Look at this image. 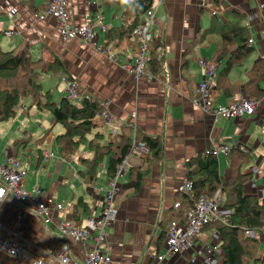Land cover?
<instances>
[{
  "label": "crops",
  "instance_id": "obj_1",
  "mask_svg": "<svg viewBox=\"0 0 264 264\" xmlns=\"http://www.w3.org/2000/svg\"><path fill=\"white\" fill-rule=\"evenodd\" d=\"M110 1L111 4L105 5L104 0H68L74 24L92 22L98 16L108 30L129 24L132 18L126 14L125 7ZM263 2L155 0L153 56L161 61V69L155 73L149 63L148 69L153 77L136 78L122 67L127 61L133 62L137 50L138 40L132 33L121 41L116 38L108 42L107 29L102 30L99 24H95L98 45L115 56L116 59L112 60L81 38L63 41L58 20L45 13V0H0V48L29 51L48 61L58 58L62 63L61 73L45 72L42 80H47L49 86L51 84L48 89L53 91L56 102L67 97L63 77L76 80L81 91L107 102L114 121L106 125L100 116L99 128L92 133L97 130L103 133L102 143L130 144L131 136L135 138L137 132L142 137H159L163 141L160 160L128 157L125 166L128 173L120 178L121 183L131 180V169L146 173L137 187L125 189L119 195L117 219L106 228L107 239L103 248L112 256L113 264H185L194 262L200 248L221 244L220 234L211 226L205 227L184 253H170L164 260H158V255L165 252L169 221L183 222V213L188 207L178 188L188 179L189 164L191 160L205 156L214 144L230 147L228 155L219 152L216 156L224 179L232 174V148L246 149L249 158L241 171L250 177L244 184L245 192L263 195L264 106L258 107L252 115L218 119L195 104L197 87L207 76L206 67L198 64V58L214 62L218 66L217 75L225 66L227 57L241 44V39L236 38L228 46L229 55L218 59L223 45V33L220 32L232 31L238 25L244 27L246 37L253 38L254 51L231 70L228 77L232 94L217 97L216 104L237 102L249 94L264 95V91L260 93L259 90L246 92L245 87L249 70L264 59V11L260 9ZM212 14L218 18H212ZM252 14L256 16L251 17ZM212 27H215L214 32L210 31ZM7 30L12 31V35H7ZM261 87L264 89V81ZM63 131L61 124L53 123L50 112L32 106L31 98L23 102L14 118L0 122V164L8 163V158L14 156L20 161L19 168L26 172V189L39 186L46 195L56 196L57 202L65 205L61 211L52 207L48 217L42 218L9 197L0 203L4 235L9 239L28 240L32 245L25 247V252L44 260L49 257L47 253L58 249L63 218H68V213L80 200L87 209L80 206V218L75 219L99 216L102 195L110 186V155L90 181L88 169L81 163L82 157L90 155L88 145H81L78 154L64 157L56 144L57 135ZM49 151L53 155L45 159L44 155ZM102 166L105 169H101ZM133 173L137 174V171ZM176 203L180 204L178 208ZM261 239L264 244V233H261ZM70 244L73 258L83 260L86 251L83 243L70 240ZM203 257L195 263L204 264ZM223 262L224 255L217 254L212 264ZM0 264L30 263L0 250Z\"/></svg>",
  "mask_w": 264,
  "mask_h": 264
},
{
  "label": "trees",
  "instance_id": "obj_2",
  "mask_svg": "<svg viewBox=\"0 0 264 264\" xmlns=\"http://www.w3.org/2000/svg\"><path fill=\"white\" fill-rule=\"evenodd\" d=\"M110 2V0H104L105 5L111 4ZM113 2L117 6L125 7L126 14L132 18V21L120 29H107L108 42L116 38L121 41L123 37L131 34L139 24L142 15L155 4V0H113ZM214 17L218 18V15L212 14V18ZM210 31L214 32L215 27H212ZM220 33H223V45L218 59L229 55L228 46L236 38L241 39V44L227 57L225 66L216 75L217 78L213 84L216 101L219 96H231L229 73L254 51L249 38L246 37L244 27L238 25L232 31ZM149 63L155 73L160 71L161 61L153 56V43ZM62 70L63 65L58 58L48 61L42 57L33 56L29 51H5L0 48V122L14 118L23 102L31 98L32 106L50 112L53 123L61 124L64 128V131L56 137V144L60 147L64 157L74 156L80 152L81 145H88L90 155L82 157L81 163L88 169L87 178L90 181L96 177L98 167L108 155H110L108 175L115 177L128 150L138 143H144L148 147L146 159L157 161L162 158L163 141L159 137H142L137 132L135 138L131 136L130 144L117 146L114 141L107 144L102 143L103 133L99 130L92 133L99 128L98 119L105 109L103 104L87 99L75 102L67 97L56 102L53 91L44 89L43 74L45 72L61 73ZM248 74L249 80L245 83L246 92L251 89L259 90L260 93L264 91L261 87V82L264 81L263 58L254 64ZM248 96L261 98L264 95L249 94ZM234 149H236L235 152H233ZM246 153L248 152L241 147L232 148V174L228 179H224L220 174L218 159L215 155L206 154L191 160L187 176L192 182L193 191L192 193H181L185 203L188 204L185 215L183 213L184 221L187 211L195 206L206 188L210 193L219 188L224 191V205L231 211L229 220L226 223L211 222L206 226H211L220 234L224 255L223 264H264V254H262L264 244L261 239V233H264V192L262 196L245 192L244 184L250 177L248 173L241 171L242 165L249 158ZM133 171H137V174ZM143 173L146 172L141 169H131V180L126 184L121 183L118 197L123 190L137 187ZM262 184L264 191V175ZM80 206L87 209L85 203L80 200L79 204L74 206V210L68 213V218H80L78 214ZM172 222L173 220H170L168 224L171 225Z\"/></svg>",
  "mask_w": 264,
  "mask_h": 264
},
{
  "label": "built area",
  "instance_id": "obj_3",
  "mask_svg": "<svg viewBox=\"0 0 264 264\" xmlns=\"http://www.w3.org/2000/svg\"><path fill=\"white\" fill-rule=\"evenodd\" d=\"M223 2L224 0H219ZM45 13L51 14L58 19L59 31L62 39L68 41L74 38H81L84 42L90 44L93 48L101 53L108 54L112 60H115L113 54H109V50L98 45V35L95 32V24H99L102 30H106L100 16L95 21L85 24L75 25L73 23L72 14L68 8V0H45ZM260 9L264 11V2L260 5ZM156 6L148 9L141 17L139 24L133 29L132 35L138 40V46L132 61H127L123 64V68L132 72L136 78L147 76L153 77V73L148 69L150 61V50L154 39L152 26L154 23ZM256 16L252 14L251 17ZM7 35H12V31H5ZM253 38L249 39V43H253ZM113 55V56H111ZM198 64L206 67L207 76L199 83L197 87L198 96L195 99V104L201 106L202 109L216 118L230 119L245 115H252L260 106H264V97L256 98L254 96H242L237 102H232L227 105H219L215 102V93L213 90L214 77L216 76L218 66L204 58H198ZM67 85V98L71 101L81 102L83 100L98 101L104 105L105 109L100 114L103 122L108 125L114 121V116L107 109V102H101L85 91H81L76 80H70L63 77ZM246 151V149L242 148ZM148 152V147L144 143H138L132 146L127 153V158L123 161L116 173L115 177H111L110 186L102 195V211L97 217L89 216L85 219L77 220L63 218L60 228V242L58 249L54 252L47 253L48 259L44 260L37 257H32L25 252V247L32 245L28 240L20 237L9 239L3 233V227L0 223V250L21 258L30 264H113L112 256L103 248L106 239V228L109 227L118 216L116 207V199L120 192V178L125 176L127 172L126 163L128 157L138 156L145 158ZM222 152L229 154L230 147L226 145L214 144L207 154L218 156ZM53 155L52 151L46 152L44 157L49 159ZM20 161L14 156L8 158V163L0 164V199L11 198L17 204L25 207L34 214L42 218H47L52 207L58 211L64 210L65 205L62 202H57L56 196H48L39 186H34L32 189L25 188V171L19 168ZM178 190L182 193H192L193 186L189 179H185L179 186ZM225 194L222 188H219L213 193L205 190L195 203L193 208H190L183 222L173 221L167 229L165 235V252L158 255V260L162 261L165 256L170 253H184L188 250L193 240L196 239L202 230L211 222L226 223L230 215L225 205ZM179 203L175 207H179ZM231 213V211H230ZM70 240H75L83 243L86 248L83 260L73 258L71 252ZM89 241L92 244L89 245ZM222 254L220 245H208L200 248L197 251L196 258H193L195 263L199 257H203L204 264H212L214 256Z\"/></svg>",
  "mask_w": 264,
  "mask_h": 264
},
{
  "label": "rangeland",
  "instance_id": "obj_4",
  "mask_svg": "<svg viewBox=\"0 0 264 264\" xmlns=\"http://www.w3.org/2000/svg\"><path fill=\"white\" fill-rule=\"evenodd\" d=\"M262 4V3H261ZM260 4V5H261ZM49 16H52V17H54V18H56L55 16H53V15H51V14H48ZM57 19V18H56ZM72 19H73V16H72ZM58 20V19H57ZM74 23V22H73ZM85 24V23H84ZM58 29H59V22H58ZM60 32V31H59ZM62 38V37H61ZM63 40V39H62ZM64 41V40H63ZM57 82H58V80L57 79H55ZM44 82V87H45V89H48L49 87H52L51 86V84H50V86L47 84V83H49L47 80H44L43 81ZM105 169V166H102V168L101 169ZM101 171H103V170H101ZM117 199H118V197H117ZM117 199H116V201H117ZM197 264V263H196Z\"/></svg>",
  "mask_w": 264,
  "mask_h": 264
},
{
  "label": "clouds",
  "instance_id": "obj_5",
  "mask_svg": "<svg viewBox=\"0 0 264 264\" xmlns=\"http://www.w3.org/2000/svg\"><path fill=\"white\" fill-rule=\"evenodd\" d=\"M0 203H2V199H0Z\"/></svg>",
  "mask_w": 264,
  "mask_h": 264
}]
</instances>
